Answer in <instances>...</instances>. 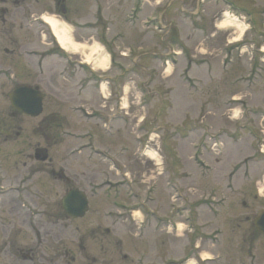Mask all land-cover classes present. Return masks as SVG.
I'll list each match as a JSON object with an SVG mask.
<instances>
[{"label": "rangeland", "instance_id": "374dc122", "mask_svg": "<svg viewBox=\"0 0 264 264\" xmlns=\"http://www.w3.org/2000/svg\"><path fill=\"white\" fill-rule=\"evenodd\" d=\"M233 2L241 18L252 13L240 19L243 36L238 23L221 20L218 0L199 9L196 0H177L186 15L175 7L165 21H149L164 0H146L132 18L133 0H66L64 7L56 0H0V264H138L136 257L140 264L183 258L182 264H207L197 256H219L216 264H264V236L253 226L264 208L263 163L258 171L251 164L247 172L232 171L264 132L263 113L248 111H264L258 50L264 51V0ZM44 12L74 45L63 56H43L39 67L40 55L58 51L39 19ZM25 49L35 54L27 57ZM21 84L45 94L41 115L10 107L7 94ZM216 135H222L221 155ZM79 145L101 154L86 164L78 158L87 151L70 155ZM64 159L69 167L59 169ZM118 165L128 169L132 189L123 187V199L149 193V214L111 205L104 188L90 193V182L117 178L111 168ZM70 187L90 199L82 218L62 210ZM104 210L129 216L112 226ZM215 226L224 233L219 244V236L208 241Z\"/></svg>", "mask_w": 264, "mask_h": 264}, {"label": "water", "instance_id": "95a60500", "mask_svg": "<svg viewBox=\"0 0 264 264\" xmlns=\"http://www.w3.org/2000/svg\"><path fill=\"white\" fill-rule=\"evenodd\" d=\"M8 97L13 108L28 116L36 117L42 112L43 94L37 87L19 86ZM62 206L68 215L82 217L87 210L85 194L78 190L70 191L62 198ZM253 225L264 235V209L257 211Z\"/></svg>", "mask_w": 264, "mask_h": 264}, {"label": "bare ground", "instance_id": "6f19581e", "mask_svg": "<svg viewBox=\"0 0 264 264\" xmlns=\"http://www.w3.org/2000/svg\"><path fill=\"white\" fill-rule=\"evenodd\" d=\"M42 20L47 23L52 30V33L56 37V40L61 48L64 50H70L72 46L74 45L70 39V37L67 35L66 31L61 27V24L59 21L55 18L53 15H49L47 13H43L41 15ZM225 26V24L221 25V27ZM238 30V33H242L244 31V28H241V25L237 24L235 26ZM88 61L93 62V58L88 56L87 57ZM235 115L237 114L236 112H233Z\"/></svg>", "mask_w": 264, "mask_h": 264}, {"label": "flooded vegetation", "instance_id": "af4514ba", "mask_svg": "<svg viewBox=\"0 0 264 264\" xmlns=\"http://www.w3.org/2000/svg\"><path fill=\"white\" fill-rule=\"evenodd\" d=\"M167 1L168 0H164V5H163V7L161 8V9H158L157 10V14H160V16L162 17V18H164V16H167L168 15V11H167V9H166V7H167ZM176 0H173V2H175ZM161 3V1L160 2H158L157 4H160ZM56 5L57 6H61V7H64V4H63V2H59V3H57L56 2ZM61 10H63V9H61ZM2 12L4 13V10H2ZM222 13H223V11L222 10H220L219 11V13H218V15L219 16H221L222 15ZM248 16L250 17V18H252V14H250V13H248ZM254 16V15H253ZM4 51H8L7 49H5ZM21 85H26V84H21ZM17 86H19V85H16L14 88H16ZM13 88V89H14ZM12 89V90H13ZM14 110V109H13ZM14 112H18L17 110H14ZM13 112V113H14ZM12 115H14V114H12ZM42 154V153H41ZM35 158H37V159H40V161H42V162H45L46 161V159H47V157H46V155L45 154H43V156H40V152L39 151H36L35 152ZM59 169H65V166H60V168ZM59 169H58V172H59ZM51 171H52V169H50ZM67 171V170H66ZM56 172H57V170H56ZM69 176H71V175H69ZM69 176L67 175L66 177L67 178H69ZM73 188H77V187H70L68 190H70V189H73ZM67 190V191H68ZM67 191L65 192V194L67 193ZM62 210H63V208H62ZM64 211V210H63ZM65 212V211H64ZM106 229V228H105ZM108 231H110V229H106V233L108 232ZM74 246L72 247V251L71 252H74ZM22 252V251H21ZM62 252H63V256L64 257H68L69 255H70V249H69V246H64L63 247V249H62ZM22 254L25 256V258L26 259H32L33 257H34V253H32L31 251H27V252H22ZM71 258L73 259L74 258V255H72V253H71ZM68 261V260H67Z\"/></svg>", "mask_w": 264, "mask_h": 264}]
</instances>
